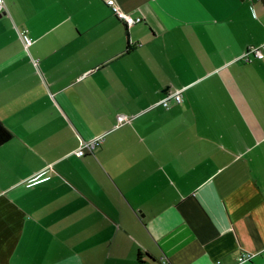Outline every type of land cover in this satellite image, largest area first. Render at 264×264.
<instances>
[{
	"label": "crops",
	"instance_id": "obj_1",
	"mask_svg": "<svg viewBox=\"0 0 264 264\" xmlns=\"http://www.w3.org/2000/svg\"><path fill=\"white\" fill-rule=\"evenodd\" d=\"M118 2L4 0L0 264H264V0Z\"/></svg>",
	"mask_w": 264,
	"mask_h": 264
},
{
	"label": "built area",
	"instance_id": "obj_2",
	"mask_svg": "<svg viewBox=\"0 0 264 264\" xmlns=\"http://www.w3.org/2000/svg\"><path fill=\"white\" fill-rule=\"evenodd\" d=\"M113 10L114 14L118 19L123 21L127 26H131L135 23H139L143 21V18L141 16H133L131 13H129L126 9H124L121 4L118 2V0H104ZM4 0H0V15L2 14L4 10ZM22 39L25 43L26 47H29L33 44V38L29 35L27 31L21 32ZM264 58V43L261 45H251L247 48L245 52H243L238 59L242 60L244 62H252L255 59H262ZM175 101L176 103H180L184 100V93L183 90H177L172 93H168L160 102L159 104L169 107L171 105L172 101ZM120 124L129 121V117H127L124 114H119L117 117ZM104 135L97 136L90 140H84L79 150L77 151L78 154L83 155L86 152H94V150L101 144L103 140ZM254 254L250 252H244L240 255L239 261H249L253 258ZM167 262L164 261V264ZM149 264V263H146Z\"/></svg>",
	"mask_w": 264,
	"mask_h": 264
},
{
	"label": "trees",
	"instance_id": "obj_3",
	"mask_svg": "<svg viewBox=\"0 0 264 264\" xmlns=\"http://www.w3.org/2000/svg\"><path fill=\"white\" fill-rule=\"evenodd\" d=\"M13 136L11 130L0 119V146L9 141ZM146 264V263H144Z\"/></svg>",
	"mask_w": 264,
	"mask_h": 264
}]
</instances>
